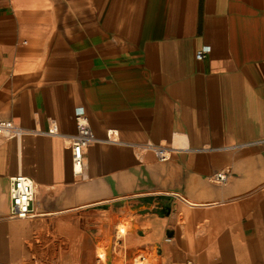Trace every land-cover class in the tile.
<instances>
[{"label":"crops","instance_id":"1","mask_svg":"<svg viewBox=\"0 0 264 264\" xmlns=\"http://www.w3.org/2000/svg\"><path fill=\"white\" fill-rule=\"evenodd\" d=\"M0 119V264H264V0H0Z\"/></svg>","mask_w":264,"mask_h":264},{"label":"built area","instance_id":"2","mask_svg":"<svg viewBox=\"0 0 264 264\" xmlns=\"http://www.w3.org/2000/svg\"><path fill=\"white\" fill-rule=\"evenodd\" d=\"M209 52V47H205L199 50L196 54V58L202 60ZM76 133L73 135H62L59 126L56 121H51L46 130H34L28 132L27 130L14 125L11 121H4L0 119V135L5 138H18L26 133H35L49 136H64L69 143V150L71 153L72 170L75 175H80L83 172L84 158L86 150L96 141L93 130L85 116L83 108L76 110ZM111 138L113 132L108 133ZM229 174L228 172H218L214 176V181L218 183H227ZM11 183V198L12 208L11 217L17 219H26L33 217L35 212L32 208V203L36 194L35 181L24 175L17 174L10 178ZM185 264H196L195 261L189 260Z\"/></svg>","mask_w":264,"mask_h":264},{"label":"bare ground","instance_id":"3","mask_svg":"<svg viewBox=\"0 0 264 264\" xmlns=\"http://www.w3.org/2000/svg\"><path fill=\"white\" fill-rule=\"evenodd\" d=\"M123 231H125V229L123 228ZM102 258H103V261H105L106 260V257H105V254H102ZM140 264H144V263H140Z\"/></svg>","mask_w":264,"mask_h":264}]
</instances>
